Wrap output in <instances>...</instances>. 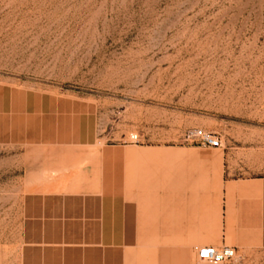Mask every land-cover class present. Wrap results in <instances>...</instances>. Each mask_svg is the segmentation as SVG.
Returning <instances> with one entry per match:
<instances>
[{
  "label": "rangeland",
  "instance_id": "1",
  "mask_svg": "<svg viewBox=\"0 0 264 264\" xmlns=\"http://www.w3.org/2000/svg\"><path fill=\"white\" fill-rule=\"evenodd\" d=\"M0 83L94 99L99 144L215 132L224 178L264 176V0H0ZM22 153L0 144V264H18ZM221 264H264V249Z\"/></svg>",
  "mask_w": 264,
  "mask_h": 264
},
{
  "label": "crops",
  "instance_id": "2",
  "mask_svg": "<svg viewBox=\"0 0 264 264\" xmlns=\"http://www.w3.org/2000/svg\"><path fill=\"white\" fill-rule=\"evenodd\" d=\"M98 112L86 96L0 83V144L23 149L18 264H190L198 246L264 249V176L224 178L201 146L99 144Z\"/></svg>",
  "mask_w": 264,
  "mask_h": 264
},
{
  "label": "built area",
  "instance_id": "3",
  "mask_svg": "<svg viewBox=\"0 0 264 264\" xmlns=\"http://www.w3.org/2000/svg\"><path fill=\"white\" fill-rule=\"evenodd\" d=\"M129 138L131 143L139 142L137 134H130ZM183 142L196 144L206 148L221 147V138L218 134L201 128H192L187 130L183 136ZM235 253V248L228 245L221 247L198 246L195 248L196 258L211 264H221L230 261L235 257Z\"/></svg>",
  "mask_w": 264,
  "mask_h": 264
},
{
  "label": "bare ground",
  "instance_id": "4",
  "mask_svg": "<svg viewBox=\"0 0 264 264\" xmlns=\"http://www.w3.org/2000/svg\"><path fill=\"white\" fill-rule=\"evenodd\" d=\"M98 143V142H97Z\"/></svg>",
  "mask_w": 264,
  "mask_h": 264
}]
</instances>
